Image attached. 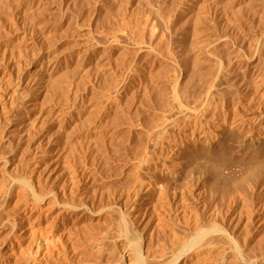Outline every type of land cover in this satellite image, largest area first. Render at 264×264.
I'll list each match as a JSON object with an SVG mask.
<instances>
[{
    "label": "bare ground",
    "instance_id": "6f19581e",
    "mask_svg": "<svg viewBox=\"0 0 264 264\" xmlns=\"http://www.w3.org/2000/svg\"><path fill=\"white\" fill-rule=\"evenodd\" d=\"M0 8H2V7H0ZM5 9H6V7H5ZM23 11H24V9H23ZM14 12H16V11H14ZM29 15H31V14H29ZM3 17L4 16H2V18ZM27 20H29V19H27ZM3 23H5V22H3ZM7 23H8V21H7ZM6 25L9 26L8 24H6ZM32 25H34V24H31V28L34 29ZM248 27H250V26H248ZM248 29H250V28H248ZM195 30H194V32H195ZM201 31H200V33H198L199 32L198 31L197 33L201 34ZM194 32L193 33L184 32V33L180 34V36L177 38V40H175L179 44H176V42H175L174 44H176V45L175 46L173 45L174 47L172 46L169 49L162 50L160 48H154L153 47L154 49L147 48V50H146V49H142V47H141L140 48L141 54L137 53V62L140 61V63H141V64L140 63L138 64V65H140L139 66V75H136L139 77H138V79L136 78L137 82L135 81V83H134L132 81L133 83L130 86L131 88H127L128 87L127 85L126 86L125 85H119L118 86L116 84V82H119V81H114V80L109 79L107 77L103 80V76H102V81L98 80V82H96V80L94 78L95 81L93 83H90L88 85V88L86 86V88L88 90H87V95L85 98L84 108L82 106H81L82 107L81 108L80 104H79L78 110L76 111L74 109L76 111V113L73 114L74 115L73 118L71 116V118H72L71 122H67V121L66 122L71 123L74 126V128L77 130V132H79V134L82 135L86 139L85 140L86 144L88 142H89L88 144H90V143H91V145L94 144L92 146L95 149L93 151L96 152V153L95 152L94 153H95L97 158H95L93 156L95 159H99L105 163H107L108 160H111V162H112V160H120V161L123 160L124 162H126L125 164H127V163L131 164L132 163L133 165L132 164L131 165L134 168V173H135V177H136V180H134V182H132L129 187H127V188L125 187L126 189L120 187L121 191H119V192H118L119 189L118 190L116 189L118 194L116 193L117 195L114 196V194H113L114 192H113L112 195L114 197H112L110 195L111 191L109 192V190H108L111 186L110 187L108 186L109 188H106L107 190L104 189V190L109 192V193H107L109 195H106L104 197L101 196V198H99V196H100V193H99V196H98L99 200L104 201V200H107V198H109L107 201H104V202L107 203L108 201H110V199H112L118 205L113 206L114 202L113 203L111 202L112 206L109 205V204H111L109 202H108L109 204L107 203L104 205V204H102L103 202L100 201L101 202L100 205H103L101 208V206L99 204H97V203H100L99 200H96V202L97 201L98 202L95 204L94 203L91 204L93 202V200H89L90 202L92 201L89 205H95L94 206L95 208H96V206L97 207L100 206L99 208H101V210H103V211H104V209L106 210L109 208L110 210H108V213L111 211L112 207H114V209L117 208V209L122 211V215L120 214L121 215L120 218H119V213H118L119 219L118 218L117 219L119 221L115 220L116 223L119 222L117 224L119 226V230L116 231L119 233L114 234V235H117L116 237L124 243L121 246L125 247V251L126 252L128 251V255H129V253L132 255L133 258H131V259L135 260V264H264V45H263L264 44V29L262 28V30H260L259 33L257 32L258 38H257L256 42L258 44L261 43V45L260 44L259 45L256 44V46L254 45L255 47L253 46L254 48L252 49L251 52H249L248 49H247V51L244 50L245 52H244V55H242V56H240V55L234 56L235 54H233L232 52H229V51H223V52L219 53L218 49H217L218 47L216 48V45H215V43L219 41V39H218L219 37H218V34L215 35V33L213 31L212 32L209 31L208 33L201 34V35H196L195 37H194V35H195ZM7 34H6V37H7ZM47 34H49V33L47 32ZM51 34H53V33H51ZM40 35H41V33H40ZM223 35L221 33V36H223ZM4 36H5V34H4ZM48 37L50 38L51 36H48ZM224 37H226V36H224ZM18 41H21V40H18ZM14 42H17V41H14ZM38 42H41V40ZM42 42H43V39H42ZM44 42H43V44H44ZM254 43H255V41H254ZM144 47H146V45L143 46V48ZM3 48L0 51H2ZM17 49H19V48H17ZM136 49H138V47ZM122 50L124 51V49H122ZM12 52H14V51H12ZM130 52H132V51H130ZM130 52H128V53H130ZM190 52H192V54ZM237 52H239V50ZM240 52H242V51H240ZM240 52L237 54H240ZM40 53H42V54H41V60L39 58V60H40L39 65H37V68L35 67L36 69L31 71V76L27 74L28 76H30L29 78L26 76L28 79H30L31 82L24 80L25 82H28L27 84L30 83L29 86H32L33 84H35L36 87L37 86L39 87V90L41 88H43L46 85V83L48 84L47 72H48V69L50 66L49 65L50 61H51L48 59L47 55L43 51H41ZM134 53H136V50H135V52H132V54H134ZM241 54H243V53H241ZM130 55H129V57H130ZM51 57H53V56H51ZM129 57L127 59H129ZM231 57H233V59H231ZM131 59H134V57ZM19 61H20V59H19ZM128 61H126V65H127ZM0 62H2V61H0ZM119 63H120V61H119ZM2 64L3 63H1V65ZM111 65H113V64H111ZM108 66L109 65H107V67ZM122 66L125 67V63H123ZM135 68L136 67H134V69ZM65 74H67V73H65ZM99 74H101V73H99ZM8 77H9V75H8ZM100 77H101V75H100ZM108 77H109V74H108ZM67 79H68V76H67ZM134 79H135V77H134ZM0 80H3V79H0ZM4 82H5V80H4ZM4 82H3L4 85H2L0 82V84H1L0 87H2V86L7 87V84H5ZM130 82H131V80H130ZM6 83H7V81H6ZM23 84H25V83H23ZM125 84H126V82H125ZM20 85H21V83H20ZM22 86L25 87L24 85H22ZM83 86H85V85H83ZM23 87H20L18 84L15 85L14 87L10 88L11 90L9 91V96H7L8 98L10 97V99H11V102L9 101V103L14 104L16 102H20L19 104H17V105H19L18 106L19 108L17 107L18 108V110H17L18 114L16 115V119L14 121L11 120L12 122L8 126L7 133H6V135L8 134V135H11L12 137L15 136L17 138L21 137V135L23 133L28 132V131H30V134H32L33 131L31 132V130L35 128V127L34 128H32V127L37 122L42 121L41 123H43V127H44L46 124L44 125L43 119L45 117L46 118L48 117V115L46 116L45 114L44 115L41 114L42 112L40 113V111L37 109L38 107H37L36 103H33V102L31 103L30 97H32V96H30L29 94H31L33 91L31 93L29 91H24V90H26V87L25 88H23ZM29 88H31V87H28V89ZM47 88H48V86H47ZM73 89H74V87H73ZM36 92H38V91H36ZM36 92L34 91V93H36ZM66 92L68 93V90ZM75 93H76V91H75ZM41 94H43V93H41ZM231 95H232V97L230 98L229 96H231ZM65 98L67 99V97H65ZM39 103H40V101H39ZM9 105H12V104H9ZM74 106H76V105H74ZM50 108H51V106H50ZM58 111H56V112H58ZM65 112H63V114ZM61 113L62 112H60V114ZM65 115H67V114H65ZM10 116H12V115H10ZM41 116H43V117L45 116V117L42 119ZM12 117H11V119H12ZM14 117H15V115H14ZM59 119H60V117H59ZM59 119L57 118L58 121H59ZM69 119H70V117H69ZM7 120L10 121V118H8ZM61 121H63V120H61ZM61 121H59V122H61ZM54 123H55V121H54ZM37 125H35V126H37ZM39 125H40V123H39ZM72 125H71V127H72ZM55 127H56V125H55ZM60 127H61V124H60ZM38 128H37V130H38ZM40 128H42V127H40ZM58 128H59V126L57 127V129ZM54 129H55V131H53V132L58 133L59 130H57L56 128H54ZM54 129L52 128L50 131H52ZM75 129L73 130L74 133L76 131ZM37 130L35 129V131H37ZM41 130L42 129H40V131ZM61 131H63L62 128H61ZM71 133L73 134V132H71ZM30 134H28V137L27 136L26 137L29 138ZM48 134H49V132H48ZM51 134L53 135V133H51ZM62 134H65V133H62ZM67 134H69V133H67ZM52 135H49V137L50 136H51V138L55 137ZM59 137L58 138L55 137L57 142L59 141ZM22 138H24V136H22ZM78 138L80 139V136ZM47 139H48V135H47ZM79 139H77V141ZM21 140H23V139L20 138L19 141H21ZM230 140L232 141L231 146L228 145ZM50 141H52V140H50ZM80 141L76 142V143H79V146L83 142L82 138ZM76 143L75 144L71 143V144L75 146ZM25 144H26V142H25ZM27 144H31V143H27ZM65 144H67V143L65 142ZM6 145H8V144H6ZM46 145H47V143H46ZM82 145L85 147L84 143ZM31 146H33V145L31 144ZM60 146H64V145H60ZM60 146L59 147L55 146L53 148V150H56V153L53 154L52 158L51 157L48 158L47 162H45V164L42 163L44 166L43 167L44 170H41L42 173L45 170L50 171V173L53 172L54 169L56 171V168L59 165V161L62 160V158H63V157H61V155L63 156V154H65V152L63 154L59 152V150L61 151L63 148ZM28 147L26 145V147H24L22 149V151H21L22 157L21 158H23L27 162L28 168L36 169V168H38V165H36L38 163V161L35 160L36 158L35 159L33 158L31 160V154H33V153L28 149ZM67 147H69V146H67ZM76 147H78V146H76ZM76 147H74V148L76 149ZM3 148H5V147H3ZM30 148L33 149L32 147H30ZM35 148L36 147H34V149ZM90 148H91V146H90ZM85 149H86V147H85ZM230 149L231 150L236 149V151L238 153L240 152L239 155L243 156L242 159L246 158L247 160H249L248 164H251V165L246 166L247 164L245 163L246 165L244 164L243 166L245 168L246 167L247 168L242 173L241 172L239 173V174H241L240 176H238L236 173H234L235 176L237 175L236 176V177H238L237 179H235L236 178L235 177L234 178L235 180L231 179V180H233V181H231L230 178L227 179L224 177L221 180L222 182L220 181V183L219 182L217 183V181H216L217 177L219 176L220 172L222 170H224L223 166L226 165L225 163L229 162V161H227L228 156L226 158L225 155H226V151L228 152V150H230ZM77 150H79V149H77ZM90 150L91 149L88 150V153H90ZM69 151H70V149H69ZM230 151H229V153L232 154V152H230ZM66 152H68V151H66ZM0 153H2V152H0ZM47 153H50V152H47ZM94 153L91 155H94ZM36 154H37V152L33 156L37 157L40 155L41 160H42V158H47V157H45L44 152L42 153L43 155H41V153L39 155H36ZM19 155H20V153H19ZM70 155H71V153H70ZM197 155H200L201 157L203 156V158L205 157L206 159H208L207 161L211 162V163L216 162L219 159L218 163L221 161L220 165L215 166V168H216L215 169L212 166L213 164L209 165L211 163H208L207 161L205 163H204V161H203V163H200V162L197 163L193 160V158L197 157ZM223 155L225 156L226 162H224L225 160L224 161L221 160V158L223 159V157H224ZM13 157L14 156H11V159H10V157L9 158L7 157V159H10V160H5L3 158L0 159V171L1 172L6 171L5 169L7 168V164H8V162L12 161ZM80 157H84V156L82 155ZM80 157H78V158H80ZM90 157L92 159V156H90ZM108 162H110V161H108ZM117 162H114V163H117ZM243 162H245V159L243 160ZM249 162H251V163H249ZM74 163H75V165L77 164V162H74ZM93 163H95V162H93ZM218 163L216 162V165H218ZM64 164H65V162H64ZM104 164H100V165L103 166ZM134 165H135V167H134ZM16 166H18V165H16ZM72 166H73V164H72ZM85 166H87V165H85ZM106 166H107V164H106ZM111 166H112V164H111ZM113 166L115 167L116 170L121 169L120 166H119L120 168H116L115 164ZM117 166H118V164H117ZM121 166H123V165H121ZM69 167H70V165H69ZM128 167H130V166H128ZM128 167L126 168L127 170H128ZM24 168H25V166H24ZM39 168L41 169L42 167H39ZM61 168H59L60 171H61ZM102 168H100V171L104 170V168L103 169ZM131 168L132 167H130V169ZM66 169H68V168H66ZM108 169L109 168H107V171L112 170V169H109V170ZM71 170H72V168H71ZM97 170H99V168ZM234 170L238 172V170L233 169V171ZM60 171H58V172H60ZM83 171H84V169H83ZM128 171H127V173H128ZM130 171H132V170H130ZM230 171H231L230 173L233 172L232 170H230ZM109 172H111V171H109ZM47 173H45V174H47ZM65 173L66 172H64L63 174L61 173V174L64 175ZM83 173H81V174H83ZM114 173L115 172H113L112 174H114ZM117 173L119 175V170ZM123 173H125V171H123ZM134 173H132V174L134 175ZM225 174H228V171L225 172ZM3 175H5V174H3ZM56 175H55V180L57 177ZM58 175L61 176L60 174H58ZM70 175H72V173H70ZM114 175H117V174H114ZM230 175L228 177H232ZM1 176H0V179L3 178ZM45 176H47V175H45ZM87 176H90V175H87ZM38 177H39V175H38ZM90 177H92V176H90ZM73 179H71V180H73ZM75 179H76V177H75ZM94 179H96V178L94 177ZM218 179H219V177H218ZM39 180H42V179H39ZM51 180L52 179H50L49 181H51ZM64 180H67V178ZM85 180H86V178H85ZM3 181H4V179H3ZM79 181H81V180H79ZM5 182H8V181L5 180ZM64 182H66V181H64ZM50 183H52V182H50ZM61 183L63 185V182H61ZM77 183H79V182H77ZM5 184L6 183L3 184V187H2V185H0V192H1L0 195L1 196L3 194L2 191L4 190ZM41 185H43V184H41ZM77 185H79V184H77ZM125 185H126V183H125ZM104 186H105V184H104ZM7 187H9V186L7 185ZM32 187L34 188V186H32ZM40 187H42V186H40ZM69 187H71V185ZM72 187H71V189H72ZM50 188H52V187H50ZM59 188H61V187H59ZM83 188H84V193H85L84 195L86 196V199H87V197L92 196V195H90V191H93V189H91L89 191L88 186H83ZM9 189L11 190V188H9ZM26 189H27V187H26ZM104 190L103 191L100 190L102 192V194H103ZM4 191H6V190H4ZM43 191H44V189H43ZM49 191H53V189L49 190ZM75 191H76V189H75ZM16 192H17V190H16ZM53 192H55V191H53ZM67 192H69V191H67ZM28 193H29V190H28ZM91 193H93V196H95L94 192H91ZM5 194H4V196H5ZM67 194H69V193H67ZM72 194H74V193H72ZM78 194L79 193H77V195ZM26 195H28V194H26ZM54 195H55V193H51V192H48L46 194V196H43V197H41L39 194L40 197H38V198L36 197L37 195H35V196L33 195L34 197L37 198V199L35 198L36 199L35 203L31 202V204L32 205L34 204V205L31 206V208L28 206L30 209L27 211L25 210L26 212L22 213V217H21L23 219V222L26 223V226L30 225L32 222H36V224H38L40 226V228L42 227V229H43V230L40 229V231H44L45 235L47 234L45 237H42V238L40 237V240L39 241L37 240L38 244H36V247L33 248L34 252L38 251V254L41 256H39V255L37 256L36 255L37 253H34L31 250L30 251L34 254V256H33V254L25 256V254H22L23 252L20 253L21 247L18 248V246L15 245L18 249H20L17 252V253H19L17 256H19L20 254L22 256L20 255L21 257L19 256L20 257L19 260L14 261V264H16V262H17V264H42L41 259L44 257L43 255L45 253V250L47 253L48 252L47 249H48L49 245H51L53 243H54L53 247H55V240L57 238L59 239V236L62 235V233L64 234V230L66 228L64 226V223H65V221H67V217H66V215H62V212L64 210L65 211L67 210V212H69L70 215H72V217H73V215L75 214L74 208H76L77 206L76 207L72 206L73 203L71 205L70 204H63V205H61V208H59V211L54 216H52V214H51L50 215L51 217L48 218L47 220H45L44 218H46L47 215L49 216L50 212L53 213L51 208H53V206L56 205L54 203L56 201L52 199V198H54L53 197ZM63 195H64V193H63ZM82 195H83V191H82ZM84 195H83V197H85ZM96 195H98V194H96ZM83 197L81 196L82 199H84ZM105 197H106V199H105ZM56 199H58V196ZM86 199H84V200H86ZM91 199H93V198H91ZM94 199H95V197H94ZM63 200H64V198H63ZM72 200H73V198H72ZM27 201H29V200H27ZM66 201H67V199H66ZM77 201H78V199H77ZM89 201L87 199L88 203H89ZM39 202H42L43 204L40 206ZM62 202L64 203V201H62ZM68 202L71 203L70 200ZM81 202H83V204H84V201L81 200ZM0 203H2V202H0ZM85 203H86V201H85ZM76 204L79 205V202ZM28 205H30V204H28ZM81 205H82V203H81ZM84 206H86V208H88L87 204L83 205L82 207L84 208ZM89 207H92V206H89ZM161 207L163 208V213L165 214V216L167 215L168 224L167 223L166 224L169 227V230H167L166 229L167 225H165V229L167 232H164L165 229L163 232L160 230L158 231V228L162 227V224H161V226H159V225H156V222L155 223L152 222L153 224H155V225H152V223L150 224L151 221H149L151 219L152 215H155V213L157 214V212L160 211ZM78 208H80V207H78ZM99 208H96V209H99ZM88 209H90V208H88ZM91 209H93V208H91ZM93 210H95V209H93ZM18 211H20V210H18ZM87 211H90V210H87ZM121 211H120V213H121ZM161 211H162V209H161ZM14 212H15V210H14ZM81 212H83V211H81ZM112 212H114V211H112ZM115 212H118V211H115ZM97 214H98V212H97ZM11 215H13V214H11ZM110 215H111V212H110ZM115 215H117V214H115ZM115 215H113V216H115ZM6 216H8V215H6ZM79 216H81V215L79 214L78 217ZM162 216H164V215H162ZM1 217H3V216H1ZM10 217H12V216H10ZM13 217H12L11 221H13ZM1 219L2 218H0V220ZM42 219H44V220H42ZM21 220H18V221H21ZM131 220H133L135 223H137L139 230L141 229V230H144V232H145L143 235V238L139 241L136 240L132 234V230H134L135 228L131 230V227H130ZM9 221H10V219H9ZM152 221H153V219H152ZM13 222H15V220ZM104 223H105V221H104ZM160 223H162V222H160ZM4 224L6 225V223H4ZM17 225H18V223H17ZM105 225H106V223H105ZM107 225L110 226V228H112L111 227L112 225H109V223ZM113 225L115 226L116 224H113ZM117 225L115 227V230L118 229ZM2 226H3V224H2ZM39 226H35V228L39 227ZM82 226H83V224H82ZM133 226H134V224H133ZM135 226H136V224H135ZM29 227H31V226H29ZM23 228H24V226L22 225V229ZM35 228L33 227L32 230ZM77 228H79V227H77ZM163 228H164V226H163ZM163 228H161V230H163ZM25 229H27V228H25ZM99 229H101V228H99ZM73 230H74V228H73ZM73 230H72V232H73ZM82 230L84 231V229H82ZM91 230H90V232H91ZM111 230H113V229H111ZM15 231H17V230H15ZM33 231H31V232L33 234H35V232H33ZM113 232H115V231H113ZM21 233L22 232H18L16 234L20 235ZM85 233H86V231H85ZM10 234L12 235L13 233H10ZM14 234H15V232H14ZM14 234H13V236H14ZM77 234H78V230H77ZM4 235H5V233H4ZM83 235H85V234H83ZM101 235H102V233H101ZM106 235L103 237L105 238ZM64 236H65V234H64ZM90 237H92V236H90ZM8 238H10V237H8ZM20 238H21V236H20ZM79 238H81V237H79ZM67 239L68 238H66L65 241H67ZM86 239L88 240V238H86ZM98 239H100V238L98 237ZM112 239H113V237H112ZM69 240H70V238H69ZM15 241H17L16 238H15ZM93 241H94V239H93ZM98 241H102V240H98ZM8 242H10V241H8ZM11 242H14V238H13V241H11ZM31 242H34V241H31ZM83 242H85V241H83ZM20 243H22V242H20ZM95 243H97V242H95ZM111 243H113V242H111ZM57 244H58V242H57ZM25 245H27V244L25 243ZM67 245H68V243H67ZM107 245H109V244H107ZM115 245H117V244H115ZM115 245H113V247ZM74 246H76V245H74ZM101 246L103 247L102 243H101ZM101 246L100 247L98 246L100 248V250H101ZM104 246H105V243H104ZM14 247H11V243H9L7 250L4 252L6 254L5 256H7V257L12 256L11 255L12 251H10V250H12ZM32 247H34V246H32ZM51 247H52V245H51ZM57 247H59V246H57ZM66 247H64V248H66ZM76 247H78V246H76ZM94 247H97V246H94ZM98 247H97V252H99ZM18 249H16V250H18ZM28 249H30V247ZM92 249H90V250H92ZM104 249H103V251H104ZM24 250H26V248ZM114 250L116 251V249H114ZM27 252H28V250H27ZM31 252H30V254H31ZM88 252H89V250H88ZM92 252H93V250H92ZM82 253H83V251H82ZM49 254L50 253H48V256H49ZM110 254H109V258H110ZM112 254H116V252L115 253L113 252ZM23 255H24V257H23ZM56 255H57V253H56ZM116 255H118V253ZM81 256H82V254H81ZM91 256H89V257L91 258ZM98 256H100V255H98ZM46 257H44V258H46ZM79 257H80V255H79ZM105 257L107 258V256H105ZM117 257H118V259L116 261L118 262L119 256H117ZM121 257L123 260L124 256H121ZM84 258H87V257H84ZM84 258H82L83 261H84ZM109 258H108V260H109ZM98 259H99V257H98ZM131 259H130V262H131ZM58 260H60V259H58ZM94 260H96V258ZM89 261H87V262L89 263ZM106 261H107V259H106ZM46 262H48V261H46ZM50 262H51V260H50ZM54 262H56V261H54ZM97 262H99V261H97ZM115 262H113V263L117 264ZM100 263H101V261H100ZM85 264H86V262H85Z\"/></svg>",
    "mask_w": 264,
    "mask_h": 264
},
{
    "label": "rangeland",
    "instance_id": "374dc122",
    "mask_svg": "<svg viewBox=\"0 0 264 264\" xmlns=\"http://www.w3.org/2000/svg\"><path fill=\"white\" fill-rule=\"evenodd\" d=\"M0 7H2V8H0V26H1L0 27L1 28L0 29V50L3 47L5 48V49L3 48L2 51H0V61H2V62H0V79H3V80H0V82L2 85H4L3 82L5 80L4 83L7 84V87H5V86L0 87L1 88L0 89L1 90L0 91V98H1L0 99V146L2 148L5 147L3 149L0 147V149H1L0 152H2V153H0V159L3 158L5 160H10L11 156H14L12 158V161L8 162L7 168L5 169L6 171L5 172L0 171V176L2 175L1 177H3L2 179H0V185H2V187H3V184L6 183L9 186V187H7V185L5 184L4 190H6L7 192L3 190L2 196L0 195L2 197V198L0 197V202H2V203H0V218H2L0 220V256H1L0 257V264H12V263L14 264V261H16V260L18 261L19 258L22 256L21 254H20L21 256L19 255L20 257L17 256L19 254L17 252L20 250L18 248H20V247H21L20 253L23 252L22 254H25V256L32 255L33 254L32 252H34L33 248H35L36 244H38L40 237L42 238V237H45L47 235V234L45 235L44 231H40V229L41 230H43V229H42V227L40 228V226L38 224H36V222H32L30 225H27L28 226L27 227L26 223L23 222V219L21 217H22V213H25L27 210H29L31 208V206L34 205V204L32 205L31 202L35 203V201L38 197L46 196V194L48 192L55 193V195L53 196L54 198H52V199L55 200L57 203L54 202L56 205L53 206V208H51L53 213L50 212L49 216L47 215L46 218H44L45 220L50 218L51 214H52V216H54L59 211V208H61V205H63V204H70L71 205L73 203L72 206H75V207L77 206V207L74 208L75 209V214H74L75 216L73 215V217H72V215H70L69 212H67V210L66 211L64 210L62 212V215H66V217H67V221H65V223H64V226L66 227L64 230L65 236L62 233V235L59 236V239L57 238L55 240V247H53L54 243L51 244L52 247H51V245H49L50 248L48 247V249H47L48 252L46 253V250H45V253L43 255L44 257H46V256L47 257L46 258L43 257L41 259L42 264H54V263L55 264L56 263L57 264H69V263L70 264H74V263L77 264L78 262H79L78 264H81V263L85 264V262L87 264L88 263L87 261H89V260L90 261L88 264H90V263L91 264H114L113 262H115L118 259L117 256H119L118 262L117 261L115 262L117 264H127V263L128 264H135V260L131 259V258H133L132 255L130 253L128 255V251L127 252L125 251V247L121 246L124 243L116 237L117 235H114V234L119 233L116 231L119 230V226L117 224L119 223L118 219L122 215V211L117 209V208L114 209V207H112L113 209L111 208V211H110L111 215H110V212L108 213V210H110L109 208L106 210L104 209V211L101 210V208L103 206V205H100L101 202H103L102 204H104V205L107 204L108 202L109 203L114 202L113 206L118 205V204L115 203V201H113L112 199H110V201L105 203L104 201H107L109 198H107V200H104V201L99 200V198H101V196L104 197L106 195H109L107 193H109L110 191H111L110 195L112 197L116 196L118 194V192L121 191V188L126 189L127 187H129L131 185L132 182H134V180H136L134 168L132 166L133 164L132 163H131L132 165L130 163L125 164L126 162H124L123 160H121V161L120 160H112V162H111V160H108L110 162L107 161V163H105L99 159H95L97 157L95 155L96 152L93 151V150H95L92 146L94 144H92V145H91V143L88 144L89 142L87 141L88 142L87 143L88 145H87L85 143L86 139L82 135H80L79 132H77V130L74 128V126L71 123H67V122H71V119L74 116L73 114H75L76 111L78 110L79 104H80V107L82 106L84 108L85 98H86L87 90H88L87 89L88 85L90 83H93L95 80H96V82H98V80L102 81V76H103V80L107 77V78L112 79L114 81H119V82H116V84L118 86L119 85H125V86L127 85L128 86L127 88H131L130 86L132 85V83L133 82L135 83V81L137 82V79L139 76H136V75H139V66H140V65H138L140 63V61L137 62V53L141 54V49H140L141 47H142V49H146V50H147V48H149V49L160 48L162 50L169 49L173 45L175 46L176 44H179L175 40H177V38L180 36V34H182L184 32L193 33L194 30L196 29L194 32V34H195L194 37L196 35L208 33L209 31L210 32L213 31L215 33V35L218 34L219 41L216 42L215 45H216V48L218 47L217 49H218L219 53H221L223 51H229V52H232L233 54H235L234 56H236V55L242 56V55H244V52L247 51V49L249 52H251L252 49L256 46V44H258L256 42L257 38H258V33L260 32V30H262V28L264 29V0H40V1L39 0H18V1L17 0L16 1L15 0H0ZM5 7H6V9H5ZM23 9H24V11H23ZM14 11H16V12H14ZM29 14H31V15H29ZM2 16H4V17L2 18ZM27 19H29V20H27ZM7 21H8V23H7ZM3 22H5V23H3ZM6 24H8L9 26H7ZM31 24H34L32 26L35 30L31 28ZM247 25L250 27H248ZM248 28H250L251 30ZM200 31H201V34H198V33H200ZM47 32L49 34H47ZM40 33H41V35H40ZM51 33H53V34H51ZM221 33H222V35L223 34L224 35L221 36ZM4 34H5V36H4ZM6 34H7V37H6ZM47 35L51 36V37L49 38ZM224 36H226L227 38ZM41 38L43 39V42L45 41L44 44H43ZM18 40H21V41H18ZM40 40H41V42H38ZM14 41H17V42H14ZM254 41H255V43H254ZM175 42H176V44H174ZM259 44L261 45V43H259ZM145 45H146V47L143 48V46H145ZM16 47L19 49H17ZM137 47H138V49H136ZM122 49H124V51ZM135 50H136V53H134L135 54L134 55V54H132V52H135ZM238 50H239V52L240 51H242V52H240V54H237V53H239V52H237ZM12 51H14V52H12ZM41 51H43L47 55L48 59L51 61H50V64H49L50 66H49V69L47 72L48 84L46 83V85L43 88H41L42 90L41 89L39 90V87L38 86L36 87L35 84H33L34 86L33 85L29 86L30 83L29 84H27V83L31 82L30 79H28L31 76V71L36 69L37 65H39V62L41 60V54H42V53H40ZM130 51H132V52H130ZM128 52H130V53H128ZM190 53L192 54V52H190ZM241 53H243V54H241ZM129 55H130V57H129ZM51 56H53V57H51ZM128 57H129V59H127ZM133 57H134V59H131ZM39 58H40V60H39ZM19 59H20V61H19ZM231 59H233V57H231ZM119 61H120V63H119ZM126 61H128L127 65H126ZM1 63H3V64L1 65ZM123 63H125V67L122 66ZM111 64H113V65H111ZM107 65H109L110 67L109 66L107 67ZM134 67H136V68L134 69ZM65 73H67V74H65ZM99 73H101V74H99ZM27 74L30 76H28ZM108 74H109V77H108ZM8 75H9V77H8ZM100 75H101V77H100ZM67 76H68L69 80L67 79ZM134 77H135V79H134ZM94 78H95V80H94ZM24 80L28 81V82H25ZM130 80H131V82H130ZM6 81H7V83H6ZM125 82H126V84H125ZM20 83H21V85H20ZM23 83H25V84H23ZM1 84H0V86H1ZM17 84L20 87H23L22 85H24L26 87V90H24V91H29L30 93L33 91L32 93L34 95L32 93L29 94L30 96H32V97L29 96L31 99V103L32 102L36 103V105L38 107L37 109L40 111V113L42 112L41 114H43V115L45 114L46 116L48 115V117H47L48 119L45 116L44 117L46 119L43 116H41L42 119L44 118L43 119L44 125L46 124L44 127H43V123H41L42 121L37 122L35 125L38 124L37 126L39 128L34 125L32 128H34V127L35 128L34 129L31 128L32 129L31 132L33 131L32 134H30V131H28L29 133L25 132L19 138L15 137V136L12 137L11 135H8V134L6 135L8 126L11 124L12 121H14L16 119V115L18 114L17 110L19 108L18 107L19 105H17V104H19L20 102H16L14 104L9 103V101L11 102V99H10V97L9 98L7 97V96H9V91L11 90L10 88L14 87ZM82 84L85 86H83ZM47 86H48V88H47ZM86 86H87V88H86ZM25 87H23V88H25ZM28 87H31V88H29L31 91L28 89ZM73 87H74V89H73ZM67 90H68V93L66 92ZM34 91L35 92L38 91V92L34 93ZM75 91H76V93H75ZM41 93H43V94H41ZM65 97H67V99ZM229 97L231 98L232 95ZM39 101H40V103H39ZM9 104H12L13 106L9 105ZM74 105H76V106H74ZM50 106H51V108H50ZM58 110L62 113L60 114V112ZM56 111H58V112H56ZM63 112H65V113L63 114ZM65 114H67V115H65ZM10 115H12L13 117ZM14 115H15V117H14ZM71 116H72V118H71ZM11 117H12V119H11ZM56 117L58 119L60 117V119L63 121H61L59 119V121H61V122H59ZM69 117H70V119H69ZM8 118H10V121L7 120ZM54 121H55V123H54ZM64 121L65 122L67 121V122L65 123ZM39 123H40V125H39ZM60 124H61V127H60ZM55 125H56V127H55ZM71 125H72V127H71ZM58 126H59V128L57 129ZM40 127H42V128H40ZM37 128H38V130H37ZM52 128L53 129L56 128L57 130H59L58 133L53 132V131H55V129L50 131ZM61 128L63 129V131H61ZM35 129L38 132L35 131ZM40 129H42V130L40 131ZM74 129L76 130L75 133L73 131ZM48 132H49V134H48ZM71 132H73V134ZM51 133H53V135ZM62 133H65V134H62ZM67 133H69V134H67ZM28 134L31 135V136L29 135L30 139L27 138ZM47 135H48L49 140L47 139ZM49 135L55 136L57 138L60 136L59 141L57 142L55 137L51 138V136L49 137ZM22 136H24V138H22ZM77 136L78 137L80 136V139ZM20 138L23 140L19 141ZM81 138H82L83 142L80 144V146H81L80 147L79 143H76V142H79L81 140ZM77 139H79V140L77 141ZM50 140H52L53 142ZM25 142H26V144H25ZM65 142L67 144H65ZM27 143H31L33 146H31V144H27ZM46 143H47V145H46ZM71 143L72 144L76 143V145L74 146ZM83 143L85 144L86 149L82 145ZM231 143H232V141L230 140L229 144L228 143L227 144L229 146H231ZM6 144H8V145H6ZM26 145H27V147L29 146L28 149L33 153V154H31V160L33 158L34 159L36 158L35 160L38 161V163L36 164V165H38V168H36V169L28 168L27 162L23 158H21L22 157L21 151L24 147H26ZM60 145H64L65 147L60 146ZM55 146L63 147L61 151L59 150V152L62 154L65 152L66 155L65 154H63V156L61 155V157H63L62 160L63 159L64 160L59 161V165L57 166V168L55 167L56 171L54 169L53 172L50 173V171L45 170L42 173L41 170H44L43 164H45V162H47L48 158H50V157L52 158L53 154L56 153V150H53V148ZM67 146H69L70 148ZM76 146H78L79 148ZM90 146H91V148H90ZM30 147H32L33 149H31ZM34 147H36V148L34 149ZM74 147H76V149ZM88 148L91 149L90 153H88V150H89ZM69 149L71 152L69 151ZM77 149H79V150H77ZM230 150H228V152L226 151V155H225L226 158L228 156L227 161H229V162L225 163L226 165L223 164L224 170H222L220 172V174L218 176L219 179L217 177V180H216L217 183L218 182L220 183V181L224 177L227 179L230 178V180H231V179H234L237 175L240 176L241 174H239V173L240 172L242 173L247 168V167L245 168L243 165L245 163L247 164V165L245 164L246 166L251 165V164H248L249 160H247L246 158L242 159L243 156L239 155L240 152L238 153L236 151V149H233L231 151ZM66 151H68V152H66ZM229 151L232 152V154H230ZM36 152H37L36 155H39L40 153H41V155H43L42 153L44 152L45 157H47V158H42V160H41L40 155L37 157L33 156V155H35ZM47 152H50V153H47ZM19 153L21 156L19 155ZM70 153H71V155H70ZM93 153H94V155H91ZM82 155L84 157H80ZM89 155L92 156V159ZM6 156L8 158L10 157V159H7ZM225 156L223 157V159L221 158V160H223V161L225 160L224 162H226ZM78 157H80V158H78ZM200 157H201L200 155H197V157H194L193 160L197 163L198 162L203 163V161L205 163L208 160L205 157L203 158V156L201 158ZM244 159H245V162H243ZM239 160L240 161L242 160V161L240 162ZM218 161H219V159L216 162L218 163ZM64 162H65V164H64ZM74 162H77V164H76L77 166L75 165ZM87 162L88 163L90 162L89 163L90 165ZM93 162H95V163H93ZM114 162H117V163H114ZM216 162H212V163L208 162V163H211L209 165L213 164L212 166L215 168V166L220 165L221 161L218 163V165H216ZM249 163H251V162H249ZM72 164H73V166H72ZM100 164H104L103 165L104 167L101 166ZM106 164H107V166H106ZM111 164H112V166H111ZM114 164H115L116 168L121 167V169L116 170L115 167L113 166ZM117 164H118V166H117ZM16 165H18V166H16ZM69 165H70V167H69ZM85 165H87V166H85ZM121 165H123V166H121ZM24 166H25V168H24ZM128 166H130L132 168L130 169V167H128ZM39 167H42V168L40 169ZM102 167L104 168V170L100 171V168H102ZM127 167H128L129 171L126 169ZM134 167H135V165H134ZM59 168H61V171ZM66 168H68V169H66ZM71 168H72V170H71ZM82 168L84 169L85 172L83 171ZM98 168H99V170H97ZM107 168L112 169V170L108 169L111 172L107 171ZM233 169L238 170V172L235 170L233 171ZM57 170L60 172H58ZM118 170H119L120 176L117 173ZM126 170L128 171V173ZM130 170H132L133 172ZM230 170H232L233 172L230 173L231 172ZM123 171H125L126 174L123 173ZM227 171H228V174H225V172H227ZM64 172H66L65 173L66 175L65 174L62 175ZM80 172L81 173L84 172V173L81 174ZM113 172H115L114 174H117V175L112 174ZM45 173H47V174H45ZM70 173H72V175H70ZM132 173H134V175ZM234 173H236L237 175L235 176ZM3 174H5V175H3ZM58 174H60L61 176H59ZM38 175L40 178L38 177ZM45 175H47V176H45ZM55 175L57 176L56 180H55ZM87 175H90L92 177L87 176ZM229 175L232 177H228ZM75 177H76V179H75ZM84 177L86 178L87 181L85 180ZM94 177L96 179H94ZM66 178H67V180H64ZM237 178L238 177H236L235 179H237ZM3 179H4V181H3ZM39 179H42V180H39ZM50 179H52V180L49 181ZM71 179H73V180H71ZM5 180L8 182H5ZM79 180H81V181H79ZM64 181H66V182H64ZM231 181H233V180H231ZM50 182H52V183H50ZM61 182H63V185ZM77 182H79V183H77ZM125 183H126V185H125ZM41 184H43V185H41ZM77 184H79V185H77ZM104 184H105V186L106 185L107 186L105 187ZM70 185H71V187L73 186L76 189V191L73 187L71 189V187H69ZM32 186H34V188ZM40 186H42V187H40ZM83 186H88L89 191L91 189H93V191H90V195L93 196V193H91V192H94L95 196L87 197L88 201L93 200V202L91 201L92 203L90 201H89V203L87 202L86 196L84 195L85 193H84ZM108 186L109 187L111 186V187L109 188ZM26 187H27V189H26ZM50 187H52V188H50ZM59 187H61V188H59ZM9 188H11V190ZM106 188H109L108 189L109 192L106 191L107 190ZM43 189H44V191H43ZM52 189L55 192L49 191ZM104 189H106V190H104ZM116 189L117 190L119 189L118 192ZM16 190H17V192H16ZM28 190H29V193H28ZM66 190L69 192H67ZM100 190L101 191L104 190V192H103L104 195L102 194V192ZM82 191H83V195L85 197H83ZM63 193H64V195H63ZM67 193H69V194H67ZM72 193H74V194H72ZM77 193H79L80 195L79 194L77 195ZM99 193H100V196H99ZM112 193L114 194V196L112 195ZM0 194H1V192H0ZM4 194H5V196H4ZM26 194H28V195H26ZM39 194H40V196H39ZM96 194H98V195H96ZM33 195L34 196L37 195L36 196L37 198L34 197ZM56 195L58 196V199H56L57 198ZM81 196L86 200L82 199ZM98 196H99V198H98ZM94 197H95V199H94ZM63 198H64V200H63ZM72 198H73V200H72ZM91 198H93V199H91ZM66 199H67V201H66ZM77 199H78V201H77ZM80 199L82 201H84V204H83V202H81ZM105 199H106V197H105ZM27 200H29V201H27ZM69 200L71 203L68 202ZM96 200H99V202L100 201L101 202L97 203L98 201L96 202ZM62 201H64V203ZM85 201H86V203H85ZM78 202H79L80 206L76 204ZM80 202L82 203V205ZM90 203L91 204L97 203L101 206V208H99L100 206H98V207L96 206V208H99V209H96L94 207L95 205H89ZM112 203L109 205L112 206ZM28 204H30V205H28ZM42 204H43L42 202H39L40 206ZM86 204H87L88 208H90V209L86 208V206H84V208L82 207L83 205H86ZM89 206H92V207H89ZM78 207H80V208H78ZM91 208H93L95 210H93ZM161 209H162V211H161ZM14 210H15V212H14ZM18 210H20V211H18ZM87 210H90V211H87ZM81 211H83V212H81ZM112 211H114V212L118 211V212L114 213ZM120 211H121V213H120ZM97 212H98V214H97ZM78 213L81 216L78 217V215H79ZM118 213H119V218H118ZM5 214L8 216H6ZM11 214H13V215H11ZM115 214H117V215H115ZM113 215H115V216H113ZM160 215L161 216L164 215V216L161 217ZM1 216H3V217H1ZM10 216H12V217L14 216L13 221L15 220V222L11 221L12 217H10ZM9 219H10V221H9ZM17 219L18 220L22 219V220L18 221ZM44 219H42V220H44ZM152 219H153V221H152ZM115 220H118L117 221L118 223H116ZM104 221H105L106 225L108 223H109V225H112L111 226L112 228H110V226H108V225H107L108 226L107 227L105 225ZM132 221L133 220H131V224H130L131 230L135 228L134 230H132V234L135 237V239L139 241L143 238V235L145 232H144V230H141V229L139 230L137 223H135L134 221L132 222ZM149 221H151L150 224L152 222L153 223L156 222V225H159V226H161V224H162V227L158 226L160 228V229L158 228V231L160 230L162 232L165 229V225L168 224L167 215L165 216V214L163 213L162 207L160 208V211L157 212V214L155 213V215H152V217ZM160 222H162V223H160ZM4 223H6V225ZM7 223L8 224L10 223V224L8 225ZM17 223H18V225H17ZM153 223H152V225H155ZM2 224H3V226H2ZM82 224H83V226H82ZM113 224H116L118 229L115 230L116 225L114 226ZM133 224H134V226H133ZM135 224H136V226H135ZM22 225L24 226L23 229H22ZM29 226H31V227H29ZM35 226H39V227L35 228ZM163 226H164V228H163ZM33 227L36 230L33 229L34 230L33 231L32 230ZM77 227H79V228H77ZM80 227L82 229H84V231ZM166 227H167L166 229L169 230L168 225ZM25 228H27V229H25ZM73 228H74V230H73ZM99 228H101V229H99ZM161 228H163V230H161ZM111 229H113V230H111ZM166 229L164 232H167ZM15 230H17L18 232H22V233L20 235H17L16 233H18V232ZM30 230L35 232V234H33ZM72 230H73V232H72ZM77 230H78V234H77ZM90 230H91V232H90ZM85 231H86V233H85ZM113 231H115L116 233ZM14 232L16 235L14 234ZM4 233H5V235H4ZM10 233H13L14 236H13V234L11 235ZM101 233H102V235H101ZM83 234H85V235H83ZM105 235H106V237L104 238L103 236H105ZM20 236H21V238H20ZM90 236H92V237H90ZM97 236L100 239H98ZM8 237H10V238H8ZM79 237H81V238H79ZM112 237H113V239H112ZM13 238H14V242H11V241H13ZM15 238L17 241H15ZM64 238L65 239L68 238L67 241H65ZM69 238H70V240H69ZM86 238H88V240ZM93 239H94V241H93ZM30 240L34 241V242H31ZM98 240H102V241H98ZM8 241H10V242H8ZM83 241H85V242H83ZM20 242H22V243H20ZM57 242H58V244H57ZM95 242H97V243H95ZM111 242H113V243H111ZM9 243H11V247H14L16 245V246H18V248L15 246L12 250L9 249L10 251H12V253H11L12 256L7 257V256H5L6 254L4 252L7 250ZM25 243L27 245H25ZM67 243H68V245H67ZM101 243H102L103 247L101 246ZM104 243H105V246H104ZM107 244H109V245H107ZM115 244H117V245H115ZM74 245H76L78 247H76ZM113 245H115L114 246L115 248L113 247ZM32 246H34V247H32ZM57 246H59V247H57ZM94 246H97V247L101 246V250L98 247L99 252H97V247H94ZM29 247H30V249H28ZM64 247H66V248H64ZM23 248L24 249L26 248V250H24ZM16 249H18V250H16ZM90 249H92L93 252ZM103 249H104V251H103ZM114 249H116V251ZM27 250H28V252H27ZM88 250H89V252H88ZM82 251H83V253H82ZM30 252H31V254H30ZM113 252L114 253L116 252V254L118 253V255L112 254ZM34 253H37L36 254L37 256L39 255L38 251L34 252ZM48 253H50L49 256H48ZM56 253H57V255H56ZM81 254L83 257L81 256ZM109 254H110L111 259L109 258ZM79 255H80V257H79ZM98 255H100V256H98ZM33 256H34V254H33ZM39 256H41V255H39ZM89 256H91V258ZM105 256H107V258ZM121 256H124L123 260H122ZM23 257H24V255H23ZM84 257H87L88 259L84 258ZM98 257H99V259H98ZM82 258H84V261L85 260L86 261L84 262ZM95 258H96V260H94ZM108 258H109V260H108ZM58 259H60V260H58ZM106 259L108 262L106 261ZM130 259H131V262H130ZM45 260L48 262H46ZM50 260H51V262H50ZM74 260L76 262L77 261L78 262L76 263ZM54 261H56V262H54ZM97 261H99V262H97ZM100 261H101V263H100ZM16 264H17V262H16Z\"/></svg>",
    "mask_w": 264,
    "mask_h": 264
}]
</instances>
